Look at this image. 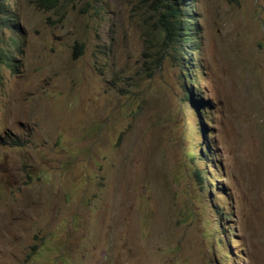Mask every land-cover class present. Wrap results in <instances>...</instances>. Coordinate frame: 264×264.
I'll return each mask as SVG.
<instances>
[{
	"label": "rangeland",
	"instance_id": "374dc122",
	"mask_svg": "<svg viewBox=\"0 0 264 264\" xmlns=\"http://www.w3.org/2000/svg\"><path fill=\"white\" fill-rule=\"evenodd\" d=\"M4 1L0 264H264V0Z\"/></svg>",
	"mask_w": 264,
	"mask_h": 264
},
{
	"label": "trees",
	"instance_id": "16d2710c",
	"mask_svg": "<svg viewBox=\"0 0 264 264\" xmlns=\"http://www.w3.org/2000/svg\"><path fill=\"white\" fill-rule=\"evenodd\" d=\"M153 7L152 12L149 16H153V21L151 22L152 28L154 31H158L162 33V45L168 51L169 55L173 59L178 60L179 56H183L187 51L185 43L193 39L194 36H187L189 30H191L190 22L193 20L192 17L186 15V11H189L188 3L185 2L186 0H152ZM35 4L44 9L52 8L56 6V0H35ZM6 4L4 0H0V29L5 27L11 29L12 26H16V24H9V19L6 16ZM195 29V28H194ZM195 34V33H194ZM11 41L16 43L17 41L11 37ZM19 48V45H17ZM81 46V45H78ZM186 50V51H185ZM162 55L156 60H160ZM4 61H8L9 66L14 67L15 65L12 64L14 61L13 56H8ZM158 66V64H157ZM181 66V76L183 77V88L187 96L192 99L193 92L188 90L186 87V79L188 80V66L186 62H182L179 64ZM153 66L149 61L148 64L143 67V71L146 74L151 75L153 73ZM190 71V70H189ZM132 116L133 113L131 112ZM136 116V115H135ZM13 145H20L21 143L18 140H12ZM188 157L191 160H194L192 152L187 153ZM195 175L199 180L202 179L199 171H195Z\"/></svg>",
	"mask_w": 264,
	"mask_h": 264
}]
</instances>
